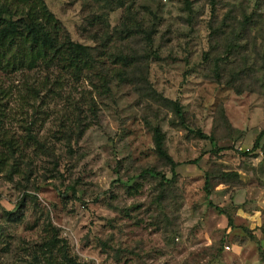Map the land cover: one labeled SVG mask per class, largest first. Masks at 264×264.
I'll return each mask as SVG.
<instances>
[{
	"label": "rangeland",
	"instance_id": "obj_1",
	"mask_svg": "<svg viewBox=\"0 0 264 264\" xmlns=\"http://www.w3.org/2000/svg\"><path fill=\"white\" fill-rule=\"evenodd\" d=\"M44 1L73 41L95 44L90 37L98 27L82 31L81 8L86 0ZM213 1L216 27L231 7L237 16L241 8L254 11V27L242 41L248 46L237 58L240 62L246 55L252 76L235 88L205 76L211 0H139L135 12L157 30L152 48L159 58L150 64L153 89L114 85L111 93L99 95L86 79L68 82L62 97L57 89L36 121V132L60 156V176L52 177L48 157H36L32 142L16 140L23 156L35 159V173L30 182L17 185L19 176L11 182L6 171L0 172L4 227L0 261L14 259L20 238L38 239L49 217L70 253L84 264H264V137L257 150L247 156L242 153L264 131V0ZM123 14L122 8L108 14L110 28L119 24ZM86 90L96 100L97 115L73 144L70 158L64 140L57 138V119L66 106V92L73 91L77 98ZM142 99L159 110L153 106L152 113ZM175 99L184 109L187 128L170 124L177 118L168 100ZM4 103L6 127L15 138L21 137L24 121L19 105L11 98ZM219 111L229 127L219 120ZM149 113L161 125L169 154L179 163L169 184L160 183L157 175L143 174L156 165L158 172L171 177L168 168L158 163L144 126L143 115ZM195 130L211 135L215 145L194 135ZM197 157L196 164L187 162ZM219 169L240 175V182L232 185L211 178L208 199L225 214L207 205L203 190L205 173ZM127 185L138 188L127 190ZM25 194L22 216L9 221L4 211L12 210ZM8 241L12 252H6Z\"/></svg>",
	"mask_w": 264,
	"mask_h": 264
},
{
	"label": "trees",
	"instance_id": "obj_2",
	"mask_svg": "<svg viewBox=\"0 0 264 264\" xmlns=\"http://www.w3.org/2000/svg\"><path fill=\"white\" fill-rule=\"evenodd\" d=\"M89 1L93 2L95 7L88 4ZM89 1L86 0L87 5L82 3V31L98 27L90 37L94 45L73 41L44 0H0V172L6 171L5 174L11 182L15 180V176H19L20 181L15 182L17 185L30 182L35 173V159L25 158L16 141L21 138L24 143L30 141L37 147L36 157H48L51 165L49 172L53 174V178L60 176V156L58 157L55 149L36 132V121L44 115L48 100H54L57 89H61L62 97L63 89L66 91L67 85H70L68 82L79 83L84 79L89 81L92 91L99 90V95L111 93L114 85H129L137 90L139 87L153 89L150 82V64L159 58L158 52L152 48L157 30L154 24L146 25L138 17L134 9L139 0ZM117 8L124 9V14L119 24L110 28L108 14ZM216 10V3L211 0V23L207 26V50L203 57L208 64V73L205 76L235 88L252 76L246 64V55L240 62L237 58L239 52L245 51L248 46L246 42L242 44V41L249 37L254 27V11L247 13L241 8L238 9L237 16V10L231 7L216 27L213 23L217 17ZM223 26L228 27L222 31ZM209 60L211 62H208ZM91 90L81 91L77 98L72 97L73 91L66 92V106L61 118L57 119L59 128L56 135L58 139L64 140L65 150L70 158L74 153L73 144L84 135L90 125V118L97 115L96 100ZM10 98L18 103L23 115V135L17 138L5 123L7 113L4 101ZM142 100L147 109L155 112V105ZM168 103L177 118V121L170 120L171 126L187 128L180 100H168ZM155 108L159 110L160 107ZM150 115L151 113L143 115L144 126L151 134L158 163L168 168L171 177L168 178L162 171L158 172L156 165H153L155 168L143 170V174L157 175L160 177V183L169 184L176 178L179 163L169 154L166 135L161 125ZM219 120L225 127H229L223 111H219ZM193 134L215 145L211 135H206L200 130L193 131ZM262 137L264 131L259 132L249 151H242L244 156L257 150ZM199 160L200 157H197L187 162L196 164ZM211 178H215L218 183L230 185L240 182L237 171H207L203 186L207 199L211 193ZM127 187V190L138 188L134 185ZM26 196L27 194L12 210L4 211L9 221L20 219ZM163 199L164 195H161L159 200ZM207 205L225 214L209 199ZM228 221L230 224V216ZM0 230L4 231L1 224ZM1 234L0 232V238L3 236ZM6 237H10V234ZM20 242V249L15 251L14 259L11 262L0 261V264H84L70 253L66 239L60 236L49 217H46L38 239L27 241L20 238ZM11 244V241L7 242L6 252H12Z\"/></svg>",
	"mask_w": 264,
	"mask_h": 264
},
{
	"label": "built area",
	"instance_id": "obj_3",
	"mask_svg": "<svg viewBox=\"0 0 264 264\" xmlns=\"http://www.w3.org/2000/svg\"><path fill=\"white\" fill-rule=\"evenodd\" d=\"M225 248H226V249H229V246H228V245H225Z\"/></svg>",
	"mask_w": 264,
	"mask_h": 264
}]
</instances>
